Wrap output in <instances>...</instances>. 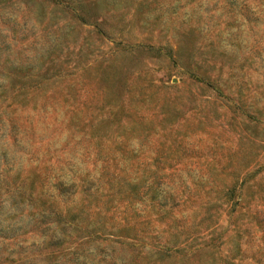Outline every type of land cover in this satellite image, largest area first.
I'll use <instances>...</instances> for the list:
<instances>
[{
    "label": "rangeland",
    "instance_id": "obj_1",
    "mask_svg": "<svg viewBox=\"0 0 264 264\" xmlns=\"http://www.w3.org/2000/svg\"><path fill=\"white\" fill-rule=\"evenodd\" d=\"M0 85L14 262L264 264V0H0Z\"/></svg>",
    "mask_w": 264,
    "mask_h": 264
},
{
    "label": "trees",
    "instance_id": "obj_2",
    "mask_svg": "<svg viewBox=\"0 0 264 264\" xmlns=\"http://www.w3.org/2000/svg\"><path fill=\"white\" fill-rule=\"evenodd\" d=\"M5 87L1 86L0 85V90H4ZM19 89V88H16V90ZM21 186V189H20V194L24 195L25 194V189H26V192L27 194L30 196L32 191H33V186H32V183H30L29 186H26L25 185V182L23 183H20L19 184ZM3 186V185H2ZM10 190V189H9ZM13 190V189H11ZM0 204H1V201H0ZM42 204H43V207H50V203L47 202L46 200H42ZM45 214V213H44ZM43 214V215H44ZM10 224V223H8ZM14 223H12V225L8 228V229H4L3 228V224L0 222V238L2 240L4 239H10V235H12L11 233H9L8 231H16L20 226H13ZM13 236H16L15 234H13ZM60 241V239H55L52 243L53 244H56ZM4 241H2L3 243ZM4 244V243H3ZM14 244V243H13ZM14 248V247H12ZM18 250L17 251H20L21 250V247L18 246ZM14 251V249H7L6 245H3L1 248H0V264H23L22 262H19V261H15V258L12 257V252Z\"/></svg>",
    "mask_w": 264,
    "mask_h": 264
}]
</instances>
